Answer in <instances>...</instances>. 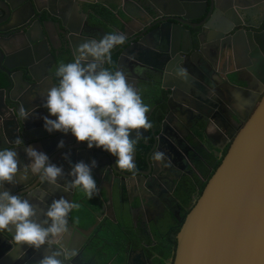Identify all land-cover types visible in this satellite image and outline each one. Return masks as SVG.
Segmentation results:
<instances>
[{
  "label": "water",
  "instance_id": "1",
  "mask_svg": "<svg viewBox=\"0 0 264 264\" xmlns=\"http://www.w3.org/2000/svg\"><path fill=\"white\" fill-rule=\"evenodd\" d=\"M82 1L88 4L101 3L109 9L114 6L112 12H119L117 4L101 0H67L65 6V0H41L40 2H47L42 8L45 11L43 16L37 0H0V62L3 63L1 70L9 81L7 88L0 89V111L4 109L16 125L18 120L15 116L19 115L21 107L31 113L27 119H20L22 130L19 135L25 139V142L20 140V144L12 140L7 128L9 120H2L0 117V150H16L22 168L26 141L47 138L42 142L46 154L49 149H57L59 142L63 141V158H51L52 163L63 166L67 174L70 171L69 160L74 164L72 153L87 152L88 163L92 159L97 162V167L93 169L97 186L106 173H109V187L112 188V183H116L117 179L128 176L127 171L115 165V157L102 149H88L84 142L77 146H66L65 139H71V133H49L42 124L43 117L49 115L42 104L55 81L51 75L45 80L38 73L46 72L48 66L49 73L51 69L57 68V61L50 49L52 33L47 26L52 24L62 36L64 48L69 51L73 61L80 44L92 39L99 40L107 34L103 27L90 24V13L81 8ZM127 1L133 8L147 12L150 19L147 23L141 20L142 25H138L137 29L132 28L134 21H128L115 32L122 33L127 38L134 33L136 35L131 38L134 40L132 43L128 44L127 40L119 46L120 53L114 71L122 70V67L128 68L132 64L138 69L158 74L156 81L167 94L166 115L160 123L163 133L164 127L170 123L173 106L177 102L185 104L190 117L213 120L209 113L217 114L221 108L214 98H210L214 95L211 88L220 82L223 84L221 88L227 86L228 90L225 89L232 96L234 104L230 102L229 107L237 114L238 109L234 108L237 104L243 108L244 113L228 114L231 121H241L230 134L219 127L221 132L216 137L221 143L211 145L219 152V156L225 147L226 151L214 172L207 180L205 178L199 197L194 200L175 235L172 264H264V30L259 32L251 29L259 26L253 25V17L260 19L262 16L264 19V0H165L163 8L156 4L154 8L148 3L149 0ZM136 1H142L143 5L140 4L139 7ZM57 4L62 5L59 12L55 10ZM120 11L126 17H131L130 12ZM70 12H74L73 17ZM150 22L152 23L148 24ZM236 27L240 28L233 31ZM17 28H21V31L10 34ZM196 28L200 33L193 37L192 30L196 31ZM224 64L226 66L222 69ZM216 70L222 71V76ZM125 75L138 92L137 84L147 79L139 77L136 80L126 73ZM48 80L50 81L47 82ZM6 99L15 107V114L7 107ZM1 115L3 116L2 111ZM139 131L142 135L138 139L147 136V130ZM28 132L34 134L28 136ZM224 137L227 139L222 144ZM74 139L73 137V144ZM68 148L75 150L66 152ZM133 160L135 164V152ZM150 160L154 171L158 170L152 157ZM20 175H23L22 170L16 179L21 190L15 195L28 199L35 205L38 218L42 217L40 211L46 212L54 199L61 198L60 193L68 194L71 202L77 192H83L87 201L94 199L97 202L102 199L99 192L92 198L82 189L65 192L64 184L60 181V187L42 183L39 175L36 178V175L28 174L20 183ZM139 187L143 186L139 184ZM40 189H45V192L40 193ZM124 190L127 193L129 189ZM107 200L112 209L111 189ZM137 204L141 206L139 199ZM130 206L133 208L132 204ZM98 222L99 220L89 231L81 227V221L77 224L69 221V224L76 238L86 239ZM9 234L13 235L11 232ZM4 241L10 245L7 239ZM52 246L45 245L39 250L28 246L26 252L27 255L33 252L34 256L43 257L56 251ZM20 247L13 248L17 255L21 251ZM9 255L3 257V264L11 263Z\"/></svg>",
  "mask_w": 264,
  "mask_h": 264
},
{
  "label": "flooded vegetation",
  "instance_id": "2",
  "mask_svg": "<svg viewBox=\"0 0 264 264\" xmlns=\"http://www.w3.org/2000/svg\"><path fill=\"white\" fill-rule=\"evenodd\" d=\"M40 1L41 0H37L38 5L41 8V14L44 16L45 11L42 8H44L47 2ZM101 1L109 2V4L115 3L119 7V11L124 10L131 13L129 14L131 17L129 18L122 14L121 11L120 16L117 12H112L116 19L120 22V25L122 27L124 23L126 24V22L128 21H134L132 22V28L137 29L139 27L138 25H142V23H140L141 20L147 23L150 19L147 12H143L141 10L133 8L131 4L127 3V0ZM164 1L165 0H149L148 3L151 4L154 8H156V5L163 8ZM66 3L67 0H65L63 6H65ZM136 3L139 7L140 4L143 5L142 1H136ZM89 5L90 4L84 3L83 1L81 2V8L84 11L89 12V16H93L94 14L93 12H91L90 9H88L87 11ZM61 6L62 5L57 4L55 10L59 12ZM70 16L73 17L74 12H72ZM194 22L197 21L195 20ZM94 23L96 22H94L91 17L90 24L92 26L102 27L100 24ZM151 23L152 22L148 24ZM252 23L256 26L259 25L258 27L251 28L252 30L259 32L264 30V19H262V16L260 19H256L255 17H253ZM50 25L51 26H47L48 31L52 33V44L50 49L53 55L55 56L58 67V65L63 61L64 57H67L68 54L63 52V48L65 46L64 39L60 34H58L54 26L52 24ZM110 26H112L111 28L114 29L113 32H108L103 27L107 34L110 32L115 33L119 31V29H121L117 26ZM132 28H130V30L134 31ZM239 28L240 27H236L233 31ZM19 31H21V28L12 30L10 34L18 33ZM192 32L193 37L200 33L198 32V29L196 31L192 30ZM135 35L136 33L127 38V40H129L128 44L134 41L131 40V38ZM119 46L113 49L112 54L116 52L120 53V51L118 50ZM71 61L73 62V60ZM217 64L219 65V63ZM2 65L3 63L0 62V73L5 77L7 85L0 86V89H5L8 87L9 81L5 72L1 70ZM225 66V64L222 65V69ZM49 68L50 66H48V69ZM48 69L46 72H39L38 75H43L45 80H47V77H50L49 75H51L56 84V68L51 69L50 73L48 72ZM122 70L124 71V73L130 75L131 77L136 78V80H138L139 77H144L145 79L147 78L146 80H143L144 82L140 81L137 84V87L139 90L138 93L141 99L143 100L144 104L149 106L143 99V90L146 87L144 83L150 82L147 84L148 87L151 86V83H159L156 81L158 78V74L156 72L150 73L148 71L138 69L136 65L134 66L132 64H129L128 68L122 67ZM216 72L218 73L217 70ZM49 81L50 80H48L47 82ZM221 85L223 84H221L220 82V84L211 88V93L212 91H214V95L212 94V97L210 96V98H214L213 100L216 101L218 107L221 108L217 114H214L212 112L209 113L213 120H205V118L200 119L198 118V116L190 117L185 110V104L182 102H177V105L173 106L174 111L172 112L173 115L170 119L169 125L167 124L168 126L164 127V133L162 132L163 129H161V127H159L158 130H155L152 126L150 129H147L146 137L137 140L135 145V168L137 174L133 176L131 172L127 171L126 174L128 176L126 178L117 179L116 183H112V188H110V174L106 173L105 178L103 179L101 184L97 186V189L98 192L100 189L102 190L100 193L103 194L106 200L109 199V190L111 189L113 203L112 209L108 204V200L105 205L106 207L104 206L103 210L101 211H93L92 208L88 206V204H85L86 199H82L79 201L80 204H84L87 206L86 212L82 215L73 216V213L75 215L74 208L69 213L68 220L74 222L73 218H79V221H82L81 224L84 221L88 223L90 221V223L85 228L86 231H89V229H91L92 226L98 220L99 222L86 239L83 237L76 238L75 235H73V231L71 230L69 224L68 236L70 235V237L68 238V240H65V237L67 235L66 234L60 244L52 246L56 251L61 252L62 255L60 259L63 261V264H172L175 247L174 249H172V240H170L168 237L169 233L178 224L177 221H181L182 218L184 219L186 213L189 211V208L192 207L194 200L199 197L198 193L196 192H188V179L197 176L203 183L205 182V178L206 180L209 178L207 177L208 175H201L196 165V159L203 160V155L205 151L207 153H217V155L219 156V152L211 145L212 143H221L218 137H216L217 134H220L221 132L219 127L228 131V133L230 134L241 123V121L233 122L230 120V115L228 116V114H236L229 107L230 104H234V102L232 96L227 91V86L221 88ZM160 89L162 91V95H164V93H166V90L162 88ZM5 103L7 104V107L12 109L13 113L15 114V107L9 101V99H6ZM178 103H180V105L184 109L180 107ZM193 105L196 104L193 103ZM234 108L235 110L238 109L236 115L244 114L242 113V107L239 108L236 104ZM202 110L205 111L204 109ZM1 111L3 113V116L1 115ZM1 111V119L6 121L9 120L7 128L12 135V140L16 141L17 137V139L21 140L22 142H25V139L19 135V132L22 130V125L20 124L21 118L19 117V115L15 116V118L18 120V125H16L11 121V118L9 117L8 113L4 111V109H2ZM151 111L152 108L147 113V117L150 115ZM180 114L184 116H180ZM221 117L223 118L222 121ZM51 119H55V117L51 116ZM42 124L44 125V121H42ZM1 127L2 125L0 123V130ZM212 129L214 131H212ZM33 134V132H28L26 135L32 136ZM206 135L209 137L207 138ZM209 138H211V140H209ZM46 139L47 138L43 137H39V139L34 138L26 141V145L31 146L36 150L44 152L42 142H45ZM72 139L73 137L71 139H65L66 146H77V144L81 143L77 142L74 139L73 144ZM226 139L227 137L223 138L222 144L225 143ZM226 148L227 147H225L224 150H226ZM61 149L62 148L49 149L47 153L48 157L50 159L63 158ZM72 150L75 149L68 148L66 152ZM157 152L164 154L163 159L160 161H157L154 158ZM222 154H220V156H222ZM88 156L89 154L87 152L78 153L77 151L76 153H72L74 163L79 161H84L85 163H88ZM151 157L153 159V162L155 163V167L158 169L156 171H154V168L151 165ZM27 163H29V160L25 154V157H23L22 159V168L23 165H26ZM29 174L31 173L29 172ZM113 174L115 175V173ZM22 176L23 175L18 176L19 182L21 181L20 183H22ZM37 177L38 175H36V178ZM65 178H67L68 180L70 179V177L65 176L63 178H60L59 181L64 184ZM111 181H113V178ZM17 182L18 181H16L14 184L6 183L4 185V190H8L15 195V193L20 189L18 188ZM139 184H141L143 187H139ZM123 189L129 190L126 193L125 190L123 191ZM52 190L55 191V189H49V191ZM42 192H45V189H40V193ZM60 197H64L70 201L68 194L64 195L60 193ZM138 199L141 203L140 207L137 204ZM131 204L133 205V208H131ZM39 213L42 217H37L36 219L38 220V222H42L46 218L44 216V211H40ZM182 214H184V217H182ZM113 216L114 218L112 219ZM78 222L74 223L77 224ZM167 222L168 225L163 228V224ZM115 228H117L118 230H115ZM10 232L13 233V235L9 234ZM117 232H121L123 241L118 240V247L115 248L112 247L110 243H113L112 240L114 239V236L117 234ZM71 234L72 236H74V239H72ZM175 235L173 239H175ZM13 236L14 230L10 231L8 229H5L3 231H0V264H3V257L7 254H10L8 257L12 258L10 264H39V261L42 257H40V255L34 256L33 252L32 254L27 255V245L20 247L21 251H19L18 255L16 254V252L13 251L14 246H20L15 244ZM5 239H7V242H9L10 245L6 244V241H4ZM113 248L114 252L110 254ZM167 248L171 249V255L169 256H165V250H167ZM29 249L30 248H28L27 250L28 252L30 251ZM67 255L68 257L66 258Z\"/></svg>",
  "mask_w": 264,
  "mask_h": 264
},
{
  "label": "clouds",
  "instance_id": "3",
  "mask_svg": "<svg viewBox=\"0 0 264 264\" xmlns=\"http://www.w3.org/2000/svg\"><path fill=\"white\" fill-rule=\"evenodd\" d=\"M126 40L122 33H108L99 40L80 44L74 61L61 62L56 68L58 82L48 90L42 107L49 113L43 117L46 131L71 133L77 142H87L88 149L95 147L111 154L119 169L135 176V145L142 135L139 130L152 127L147 117L150 108L144 104L123 70L111 71L104 67L112 63L113 49ZM30 115L23 107L20 108V118L25 120ZM15 143L20 144L21 141L17 139ZM62 147L64 142L60 141L58 148ZM24 151L29 163L21 169L16 150H0V189H4L6 183L14 184L22 170L21 178H26L30 172L39 175L42 183L57 187H60V178L70 177L63 185L65 192L82 189L89 198L98 192L93 176V169L97 167L95 159L90 163L79 161L74 164L69 160L70 171L66 174L63 166L52 163L46 153L31 146L25 147ZM163 157L160 152L154 156L157 161ZM76 207V203L64 197L54 199L44 212L46 218L38 222V209L28 199L0 190V231L14 230L15 244L36 250L45 245H57L69 233L68 216ZM61 255L59 251H51L50 255L40 259L39 264H63Z\"/></svg>",
  "mask_w": 264,
  "mask_h": 264
},
{
  "label": "trees",
  "instance_id": "4",
  "mask_svg": "<svg viewBox=\"0 0 264 264\" xmlns=\"http://www.w3.org/2000/svg\"><path fill=\"white\" fill-rule=\"evenodd\" d=\"M89 7L94 12L93 13L94 15L97 14L103 18L105 24H109V25H113V26H117L119 28H122V26L120 25V22L116 19V17L112 13V11L110 9H108L107 7L103 6L100 3L90 4ZM63 49H64L63 52L67 53L68 56L64 57L62 62L63 63L72 62L69 51L65 48H63ZM118 54H119V52L112 54V63L111 64H105V67L109 68V70H111V71H114ZM0 76H2V77H0V86L7 85V81H6L5 77L1 73H0ZM55 80L58 82V78L55 77ZM148 83H150V82H148ZM148 83H144L146 85V87L145 88L143 87L144 88L143 99L146 102V104L149 105L150 109L152 108V111H151L150 115L148 116V120L152 124L154 129L158 130L160 127V123L166 114V104H165L166 93H164V95H162V91L159 87V83H155V84L151 83L150 87H148V85H147ZM225 151L226 150L223 151V154L225 153ZM221 159H222V156H218L217 153H213V152L207 153L205 151L204 155H203V160H197L196 159V165H197V168H198V170L202 176L208 175L207 177H210V175L214 172L216 167L219 165ZM188 182H189V184L187 186L188 192L189 193L196 192V193H198V196H199L204 185H205V182L202 183L197 176H194L193 178H189ZM184 214H182V217H184ZM182 219H181V221H177L178 224L169 233L168 237L170 240H172V249H174V247H175V239H173V238H174V235L176 234V232L178 231V229L180 227ZM110 245L112 247L116 246L115 248L118 247L116 245V243H114V242L110 243ZM165 251H166L165 256L171 255V249L170 248H167V250H165ZM113 252H114V248L112 249L110 254H112Z\"/></svg>",
  "mask_w": 264,
  "mask_h": 264
},
{
  "label": "crops",
  "instance_id": "5",
  "mask_svg": "<svg viewBox=\"0 0 264 264\" xmlns=\"http://www.w3.org/2000/svg\"><path fill=\"white\" fill-rule=\"evenodd\" d=\"M234 3H235V1H233ZM101 4V3H100ZM60 5V4H59ZM104 6V5H103ZM106 7V6H105ZM114 7V6H113ZM113 7L111 8V9H113ZM88 9H90V7L88 6V8H87V11H88ZM109 9V8H108ZM91 10V9H90ZM112 11V10H111ZM119 11V10H118ZM91 12H93L92 10H91ZM94 13V12H93ZM118 13V15L120 16V11L119 12H117ZM92 17V19H93V21L94 22H96V23H98V24H100L102 27H104V29L105 30H107L108 32L109 31H111V32H113V30L114 29H112L111 27L112 26H110V25H108V24H105V22H104V20H103V18L101 17V16H99V15H97V14H95V15H93V16H89V18H91ZM96 23H94V24H96ZM110 32V33H111ZM57 47V46H56ZM53 48H55V47H53ZM55 50V49H54ZM57 50V49H56ZM219 73V72H218ZM222 74V71H220V73H219V75L220 76H222L221 75ZM144 82V81H143ZM241 106H239V108H240ZM243 109V108H242ZM212 131H214L213 129H212ZM66 180H68L67 178H65V180H64V182H66ZM102 190L100 189L99 190V193L101 192ZM84 193L83 192H77V193H75L74 195H73V199H74V202L78 205V207H76L75 208V215H74V213L72 214L73 216H76V215H82V214H84L85 212H86V205H82V204H80V200H82V199H84ZM100 195L102 196V199L104 198V200H100V199H98V201L96 202L94 199H90L89 201H87L86 200V202H85V204H88V206L90 207V208H92V209H94V210H97V211H101V210H103V206H102V204H104V206L106 205V203H107V200H106V198L103 196V194L102 193H100ZM106 207V206H105ZM108 209V208H107ZM78 212H77V211ZM71 215V216H72ZM72 216V217H73ZM73 220H74V222H78L79 221V218H73ZM84 220V219H83ZM80 222V221H79ZM82 222V221H81ZM89 223H90V221H89ZM88 222H86V221H84L81 225H82V227H84V228H86L87 227V225L89 224ZM70 237V235L67 237V240H68V238ZM116 239V240H115ZM118 240H120V241H123V238H122V236H121V232L119 233V232H117V234L114 236V239L112 240L114 243H116V245H118L119 243H118ZM113 247H116V246H113Z\"/></svg>",
  "mask_w": 264,
  "mask_h": 264
},
{
  "label": "rangeland",
  "instance_id": "6",
  "mask_svg": "<svg viewBox=\"0 0 264 264\" xmlns=\"http://www.w3.org/2000/svg\"><path fill=\"white\" fill-rule=\"evenodd\" d=\"M168 225V222L167 223H164L163 224V228L166 227ZM115 230H118L117 228H115Z\"/></svg>",
  "mask_w": 264,
  "mask_h": 264
}]
</instances>
